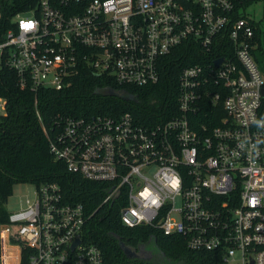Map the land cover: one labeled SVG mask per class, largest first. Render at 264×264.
<instances>
[{
  "label": "built area",
  "instance_id": "built-area-1",
  "mask_svg": "<svg viewBox=\"0 0 264 264\" xmlns=\"http://www.w3.org/2000/svg\"><path fill=\"white\" fill-rule=\"evenodd\" d=\"M11 4L0 0V67L33 92L67 88L82 71L155 85L166 56L196 48L166 120L58 113L44 128L49 152L67 172L107 185L100 206L123 191L124 226L181 236L220 264H264V72L253 55L264 46V0L252 4L258 20L235 17L234 0H36L6 18ZM32 185L0 224V264H103L84 240L82 204L65 202L56 182Z\"/></svg>",
  "mask_w": 264,
  "mask_h": 264
},
{
  "label": "trees",
  "instance_id": "trees-1",
  "mask_svg": "<svg viewBox=\"0 0 264 264\" xmlns=\"http://www.w3.org/2000/svg\"><path fill=\"white\" fill-rule=\"evenodd\" d=\"M255 1L234 0V16L246 15L247 7ZM14 2L2 9L4 17L30 8L36 0ZM195 52L196 48L189 42L179 46L163 59L160 82L140 87L118 85L110 77H94L82 71L67 88L33 92L28 86L19 87L15 74L1 66L0 95L5 98L6 109L0 115V224L7 220L6 204L15 184L56 182L65 202L82 204L87 218L84 240L100 249L103 264H220L212 252L190 250L181 236L164 235L144 225L124 226L120 219V207L126 203L123 191L112 205L100 206L107 185L67 172L64 163L54 160L49 152L44 132L58 113L89 118L95 114L129 112L145 125L163 122L177 106L178 73L195 62ZM253 55L264 72V46L255 48ZM114 90L123 91V95L111 93ZM112 233L134 247L152 244L157 254L150 260L130 259Z\"/></svg>",
  "mask_w": 264,
  "mask_h": 264
},
{
  "label": "rangeland",
  "instance_id": "rangeland-1",
  "mask_svg": "<svg viewBox=\"0 0 264 264\" xmlns=\"http://www.w3.org/2000/svg\"><path fill=\"white\" fill-rule=\"evenodd\" d=\"M252 10L254 12H252ZM247 13L252 16L255 20H258L261 17V5L255 4L250 8H247ZM33 185L29 183H17L13 186L12 194L9 197L6 207L7 210H14L18 208L21 204V201L26 197L32 195Z\"/></svg>",
  "mask_w": 264,
  "mask_h": 264
},
{
  "label": "water",
  "instance_id": "water-1",
  "mask_svg": "<svg viewBox=\"0 0 264 264\" xmlns=\"http://www.w3.org/2000/svg\"><path fill=\"white\" fill-rule=\"evenodd\" d=\"M221 60H217L215 63L216 65H219ZM111 93L117 94L118 96L123 95V91L121 90H114L111 91ZM112 236H114L116 239H118V244L123 251V253L130 259H137V260H146V254L145 250L141 247H134L132 245L126 244L123 240H121L115 233H112ZM176 264V263H174Z\"/></svg>",
  "mask_w": 264,
  "mask_h": 264
},
{
  "label": "flooded vegetation",
  "instance_id": "flooded-vegetation-1",
  "mask_svg": "<svg viewBox=\"0 0 264 264\" xmlns=\"http://www.w3.org/2000/svg\"><path fill=\"white\" fill-rule=\"evenodd\" d=\"M138 247H141L143 248V250H145V254H146V260H150L153 258V256L155 254H157L155 251H154V247L152 246V244H149V245H140Z\"/></svg>",
  "mask_w": 264,
  "mask_h": 264
}]
</instances>
